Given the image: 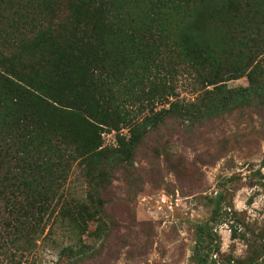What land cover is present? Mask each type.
<instances>
[{
	"label": "trees",
	"instance_id": "16d2710c",
	"mask_svg": "<svg viewBox=\"0 0 264 264\" xmlns=\"http://www.w3.org/2000/svg\"><path fill=\"white\" fill-rule=\"evenodd\" d=\"M175 63L194 73L199 99L212 107L262 103L264 0H0V264L28 251L51 216L78 238L85 232L97 212L64 195L71 167L91 182L95 164L128 160L147 130L183 108L175 99L139 119L127 110L166 100L161 73ZM226 76L246 84H217ZM99 125L129 133L114 149L99 148ZM249 177L264 191V158ZM225 208L218 195L211 220L221 211L222 220H239ZM204 226L196 247L204 233L212 237ZM255 234L264 250V219Z\"/></svg>",
	"mask_w": 264,
	"mask_h": 264
},
{
	"label": "rangeland",
	"instance_id": "374dc122",
	"mask_svg": "<svg viewBox=\"0 0 264 264\" xmlns=\"http://www.w3.org/2000/svg\"><path fill=\"white\" fill-rule=\"evenodd\" d=\"M218 34L228 53V36ZM234 55L230 51L229 58ZM173 66L169 75L161 73L166 90L171 89L167 101L127 105V110L131 119H139L149 108L167 107L175 99L183 108L147 130L128 160L95 164L91 182L71 167L64 195L85 198L97 212L85 232L78 238L51 216L34 245L14 253L12 264H54L65 247L72 251L60 257V264H197L203 255L206 264H264L255 234L264 219V191L249 183L250 170L264 158V101L212 107L199 99L204 89L194 73ZM217 84L231 89L244 86L246 79L226 76ZM99 126V148L114 149L117 138L129 133L125 126ZM218 195L221 210L223 204L235 211L238 221L222 220V211L211 220ZM200 224L212 237L204 233L196 247Z\"/></svg>",
	"mask_w": 264,
	"mask_h": 264
}]
</instances>
